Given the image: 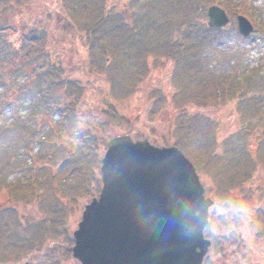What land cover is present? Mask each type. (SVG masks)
<instances>
[{"label":"trees","instance_id":"1","mask_svg":"<svg viewBox=\"0 0 264 264\" xmlns=\"http://www.w3.org/2000/svg\"><path fill=\"white\" fill-rule=\"evenodd\" d=\"M251 1L253 0H131L130 21H126L119 12L108 11L105 0H60L59 3L66 20L77 31L86 35V52L92 59L96 57L98 62L102 61V72L117 96H125L145 76L149 59L166 58L175 63L173 80L177 89L167 102L158 98L149 113L155 117L161 105L164 108L170 107V116L165 120L166 137L160 142L163 145L179 147L193 162L197 172L212 178L221 200L226 199L224 192L230 183L239 186L251 181L257 170V163L264 164V70L258 69V72H254L249 69L233 74L211 73L204 63V49L213 43L210 40L211 35L218 41L223 28L208 27L205 11L208 5L216 3L231 16L238 13L246 15L255 30H258L264 44V22L260 26L254 22L250 14L257 7L253 4L247 5ZM25 5L27 0H0V46L6 47V51L0 55V80L5 76L9 83L18 78H23L22 84L24 82L26 85L39 86V82L46 83L47 91L50 94L56 92L55 96L58 94L62 101L63 121L59 125L61 131H73L80 105L81 86L76 79L63 74L64 69L60 63L49 64L46 56L37 50V43L46 37V32L38 20L35 22L31 19L34 18L31 16L33 10L30 7L25 8ZM259 16L263 18L264 11ZM23 39L30 42L29 48H24L25 55L20 53V46L23 47L26 43ZM6 92V89L0 91L4 100H7ZM230 102H234L237 108L243 131L255 138L254 155L247 149V144L238 145L231 138L233 135L218 138L217 123L202 113H192L187 108L190 104L218 106ZM107 116L109 124L106 129L84 136L80 144L64 152L51 180L73 178L74 193L80 191V194L92 197L98 195L101 186L99 167L102 151L105 149L107 137L114 133L110 134V130L130 133V128L120 129L123 117L116 106H110ZM238 134L241 135V132L234 134V137ZM37 184L39 181L28 180L23 184L9 186L8 189L15 191V199L25 198L29 204H33L35 201L41 202L44 197L42 192L35 189ZM22 185L27 186L22 188ZM27 189L31 192L29 196ZM23 190L25 191L22 194L16 192ZM50 198L52 202H44L41 210L48 215L51 224L48 220L39 222V231L35 235L39 238V245L51 234L62 237L68 223L65 215L69 208L59 203L58 199ZM9 204L5 203L1 208L4 209ZM223 205L229 206L230 202L226 201ZM224 215L225 219L222 217L211 220L205 229L206 237L211 236L212 241L218 242L221 230L230 228L228 232H231V237L235 236L234 233H239L237 237L240 252L250 244L251 249L258 248L263 255L264 215L260 213L262 227L249 236L243 232V226H248L244 221L241 222L242 218L230 217L231 214L227 211ZM7 236L6 241L3 237L0 238L2 264L9 263L8 244L16 247L30 245L29 236L23 241L28 245H23L17 236ZM68 236L72 245L73 238L70 234ZM248 251L251 253L250 248ZM51 252L56 253L53 250ZM68 252L70 253V249ZM20 254L18 250L14 253L18 257ZM258 262L257 260L256 263ZM45 264L60 262L52 260Z\"/></svg>","mask_w":264,"mask_h":264},{"label":"rangeland","instance_id":"2","mask_svg":"<svg viewBox=\"0 0 264 264\" xmlns=\"http://www.w3.org/2000/svg\"><path fill=\"white\" fill-rule=\"evenodd\" d=\"M130 1L105 0L108 5L107 10L121 13L126 21L131 20ZM59 3L60 0H27L25 8L30 7V10H33L31 16L34 18L31 19L35 22L38 20L41 28L46 32V37L37 43V50L46 56V62L49 64L50 62L60 63L64 69L63 74L76 79L81 86L76 127L73 131H61L59 125L60 121H63L62 101L58 98V94L55 96L56 92L50 94L47 91L46 83L39 82V86L26 85L24 82L22 84L23 78L14 79L13 83H9L7 78L2 76L0 91L7 90V100L2 99L0 95V238L3 237L6 241L7 235H13L17 236L23 245H28L23 241L29 236L30 245L26 247L17 245V250L21 252L20 256H26L24 261L29 263L31 256L35 255L39 257V264L49 263L52 260H58L60 264H81L71 253L73 243L71 245L68 234L72 236L81 218L84 205L90 202L92 196L80 194V191L74 193L73 178L51 180L62 155L80 144L84 136L97 134L106 129L109 124L107 111L110 110L111 105L116 106L118 113L123 117L120 129L130 128V133L111 129L110 134L114 132L112 136L127 133L133 140L148 139L153 145H163L160 141L166 137L165 120L170 116V107L164 108L161 105L155 117H152L149 111L153 110V104L158 98L169 101L177 85L173 80L175 63L166 58H152L148 61L149 67L145 76L136 82L125 96H117L116 91L111 90L109 81L102 72V61L98 62L96 57L92 59L86 52L88 41L86 35L77 31L66 20ZM252 4L257 8L250 15L254 22H257L256 25L260 26L261 22H264L262 20L264 17L259 16V13L264 11V0H253L247 3L249 6ZM228 15L230 21L222 27L221 37L215 41L211 35L210 40L213 43L204 49L206 57L204 63L211 73H243L249 69L254 72H258V69L263 71L264 44L260 40L258 30L254 28L251 37L244 38L236 28V16L239 13L234 16ZM23 41L26 43L23 47L20 46V53L25 55L24 48H29L30 42L24 39ZM5 51L6 47L1 45L0 55ZM187 108L190 112L202 113L217 123L218 138L233 135L231 138L238 145L245 143L253 155L256 153L255 138L243 131L234 102L218 106L190 104ZM239 132L241 135L234 137V134ZM109 138L107 137V140ZM104 151L105 149L102 155ZM255 169L257 170L253 173L251 181L239 186H234L232 183L228 187L225 185V188L227 187L224 192L225 200L218 197L219 191L212 178L197 172L206 189V195L214 201L216 208L213 210L221 213L218 218L225 219L224 211L222 213L220 210L223 206L222 202L228 201L235 204L237 199H242V204L235 205L234 213L230 217L241 219L238 215H242L241 222L244 221V224L247 223L248 226L242 227L247 236L262 227L260 213L264 215L263 162H258ZM28 180L39 181L35 189L44 194L41 202L35 201L29 204L25 198L15 199L13 197L15 191L8 189L9 186L23 184ZM25 186L27 185H22V188ZM30 189L26 190L28 196L31 195ZM24 191L16 192L22 194ZM50 197L58 199L59 203L69 208L65 215L68 223L65 231L63 229L62 237L50 233L51 236L39 245V238L35 237L39 231V222L48 220L50 223L48 215L42 212L41 207L44 202H52ZM244 198L245 201H243ZM7 202L13 206L9 204L2 209L1 207ZM217 207L220 208L217 209ZM228 212L231 211L228 210ZM229 229L221 230L218 242L212 241L203 264H264V256L260 249H251L250 244L248 247L251 253L247 260L243 253H249V248H244L240 252L237 237L239 233H234L235 236L231 237ZM208 231L213 233L211 228H208ZM209 238L211 239V236ZM9 247L8 244L7 248ZM51 250L56 253L51 254ZM7 251L12 256L11 261L19 262V257L13 253L14 250L7 249ZM8 260L10 261V256ZM257 260L258 263H256Z\"/></svg>","mask_w":264,"mask_h":264},{"label":"water","instance_id":"3","mask_svg":"<svg viewBox=\"0 0 264 264\" xmlns=\"http://www.w3.org/2000/svg\"><path fill=\"white\" fill-rule=\"evenodd\" d=\"M206 17L209 27L229 22L215 4ZM236 26L244 37L253 31L241 14ZM106 146L99 195L84 205L73 231V257L81 264H202L212 200L193 163L175 145L155 146L127 133Z\"/></svg>","mask_w":264,"mask_h":264},{"label":"flooded vegetation","instance_id":"4","mask_svg":"<svg viewBox=\"0 0 264 264\" xmlns=\"http://www.w3.org/2000/svg\"><path fill=\"white\" fill-rule=\"evenodd\" d=\"M242 199H237V202L235 203V204H231L230 203V206L229 207H227L228 208V210H230L231 211V214L232 213H234L233 211L235 210V205H239V204H242ZM243 201H245V200H243ZM213 206V205H212ZM212 206H211V208H212ZM211 208H209V209H211ZM214 208H216V207H214L213 206V208L209 211V217L211 216V219L212 220H215L216 218H218V215H221V213L220 212H218L217 213V210H213ZM220 208V207H219ZM218 207H217V209H219ZM220 210H222L221 212L223 213V211H225L226 210V208H224V207H222ZM215 213V214H214ZM239 217H241V218H243L242 217V215L240 214V215H238ZM208 239H210L209 237H208ZM210 241H211V244H212V238L210 239ZM210 244V245H211ZM248 247L246 246V249H247ZM7 249H9V250H14V252L13 253H15V251H17V249H18V247H15V246H10L9 248H7ZM246 257H247V260H248V258H250V253H243ZM264 255V254H263ZM26 256H20L19 257V262H17L18 264H24L25 262H27V261H24V258H25ZM11 259H12V256L10 255V261H9V263L8 264H17V263H13L12 261H11ZM30 260H31V262L33 263V264H39L40 262H39V257H36L35 255H32L31 256V258H30Z\"/></svg>","mask_w":264,"mask_h":264}]
</instances>
